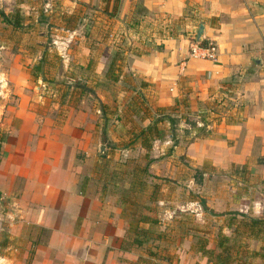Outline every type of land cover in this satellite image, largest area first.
<instances>
[{
    "label": "crops",
    "instance_id": "1",
    "mask_svg": "<svg viewBox=\"0 0 264 264\" xmlns=\"http://www.w3.org/2000/svg\"><path fill=\"white\" fill-rule=\"evenodd\" d=\"M69 1L130 23L121 36L129 41V61L117 63V80L106 81L115 90L98 91L104 107L113 106L105 127L88 98L57 115L28 110L23 100L13 109L0 154V264L137 261L136 250L122 249L129 224L121 196L98 170L105 158L146 152L134 120L140 130L167 122L152 152L167 155L171 170L188 163L202 170L246 167L264 178V0ZM137 5L145 12L135 15ZM179 22L187 31L161 36ZM202 41L217 45L215 60L191 55ZM259 206L253 216L264 217V202Z\"/></svg>",
    "mask_w": 264,
    "mask_h": 264
},
{
    "label": "rangeland",
    "instance_id": "2",
    "mask_svg": "<svg viewBox=\"0 0 264 264\" xmlns=\"http://www.w3.org/2000/svg\"><path fill=\"white\" fill-rule=\"evenodd\" d=\"M0 10L8 14L20 11L23 23V28H15L0 15V138H7V120L14 108H20L21 100L28 110L57 115L88 98L89 103L101 109L100 125L111 124L113 106L105 108L97 96L98 91L115 90L113 84L106 82L112 81L107 77L108 63L114 58L118 60L114 78L121 73L117 63L125 65L129 61V56H125L129 41L121 36L129 30L130 23L112 19L98 6H84L69 0H0ZM105 62L103 74L97 73L96 69ZM126 75L133 78L129 73ZM17 85L24 87L22 93ZM161 122L160 136H163L168 126L165 120ZM130 126L134 130L138 126L137 130L141 131V125L135 120ZM152 151L153 147L149 153L150 159H155L152 163H148L143 152L123 159L105 158L98 170L102 178L108 179L113 191L124 193L134 181L132 169L148 165V174L143 175L147 184L145 191L136 194L143 206L139 207L138 215L147 213L158 217L160 224L153 229L167 233V239L160 244L167 254L174 256L171 264L182 261L205 264L208 258L196 248L206 242L209 249L219 252L221 232L231 238L228 241L230 264H264L263 258L250 256V250L264 248V239H246L242 229L235 237L232 230L235 225L229 227L231 221L236 223L242 219L236 214L238 211L247 210L243 213L255 217L254 209L264 202L263 173L246 167L225 171L208 166L203 168L205 174L189 163L171 170L168 156L153 158ZM152 195L165 201H148ZM144 205L154 211L150 212ZM147 247L135 249L137 259L145 256ZM162 263L168 264V261Z\"/></svg>",
    "mask_w": 264,
    "mask_h": 264
},
{
    "label": "trees",
    "instance_id": "3",
    "mask_svg": "<svg viewBox=\"0 0 264 264\" xmlns=\"http://www.w3.org/2000/svg\"><path fill=\"white\" fill-rule=\"evenodd\" d=\"M84 6L86 4L80 3ZM117 10V8H115ZM145 12V8L141 6H136L135 15H139ZM0 15L3 17V20L8 24H11L15 28H23L22 18L20 16V11H16L13 14H8L5 11L0 10ZM139 24V20L135 19L133 23H131V27H135ZM183 29V30H182ZM188 27L183 23H174L167 27L165 31H161V36H167V38H172L178 36L180 33L187 31ZM201 46H207L205 41L200 43ZM164 48V45H159L155 47V50H161ZM117 58H114L108 63L107 77L112 80H117L118 77L115 75L113 78L112 74L114 73V67L116 65ZM44 62V61H43ZM40 63V69L43 64ZM121 72L120 69H118ZM167 120L174 123V119L167 115ZM162 119H157L153 122L152 125L144 128L139 133V138L143 141V145L146 148L145 157L148 159V163H152L155 159H150V150L153 147V143L156 139L162 138L160 134H162L159 129V122ZM106 126V124H105ZM6 140V136L0 138V150L2 143ZM204 173L202 169H197ZM100 173V172H99ZM131 173L133 174L134 181L131 184V187L128 188L124 193L123 191H114L117 192L121 196V200L124 204V217L128 221V229L126 232L125 239L122 244V249L126 251H132L138 248H142L143 246L147 247L145 251V256H139L137 261L134 264H164L162 262H167L171 264L175 258L174 256L167 254V250L162 249L161 242L167 239V233L165 231H156L153 229L154 226L160 224V220L156 216L149 215L147 213H139L138 209L142 205L139 204V197L136 194H141L145 191V186H147L146 181L143 179V175L148 174V165L142 169L136 167L132 169ZM102 177V175H101ZM104 178V177H103ZM106 181V180H105ZM108 181V179H107ZM106 181V183H108ZM115 185V184H112ZM141 196V195H140ZM141 198V197H140ZM148 201L159 202L161 199L155 198L152 195ZM203 206H206L205 201H203ZM143 208V206H142ZM144 208L149 210L150 212L154 211V209L150 208L148 205H144ZM237 215L242 216V219H238L236 223H230L229 227L233 228V235L236 237L240 234V229L243 230V234L246 236V239L250 240H261L264 239V217H252L251 215H247L246 213L238 211ZM234 220V219H232ZM231 240L230 237L225 235L223 232L219 234V241L217 247L220 249L219 252L215 250L209 249L206 242L200 244L197 252L202 253L203 256L208 258V261L211 264H230L229 260L231 259L230 245H228V241ZM235 244L237 241L234 242ZM151 244V245H148ZM228 246H227V245ZM247 248V247H246ZM244 250V249H243ZM263 251V252H261ZM261 251L250 250V256L252 257H260L264 259V248ZM167 264V263H166ZM243 264V263H242ZM245 264V263H244ZM246 264H250L246 262Z\"/></svg>",
    "mask_w": 264,
    "mask_h": 264
},
{
    "label": "built area",
    "instance_id": "4",
    "mask_svg": "<svg viewBox=\"0 0 264 264\" xmlns=\"http://www.w3.org/2000/svg\"><path fill=\"white\" fill-rule=\"evenodd\" d=\"M191 55L215 60L217 58V45L210 42L204 47L200 43H195L191 47Z\"/></svg>",
    "mask_w": 264,
    "mask_h": 264
},
{
    "label": "water",
    "instance_id": "5",
    "mask_svg": "<svg viewBox=\"0 0 264 264\" xmlns=\"http://www.w3.org/2000/svg\"><path fill=\"white\" fill-rule=\"evenodd\" d=\"M203 31H204V25H201L199 32H198V37H197L198 41L202 40ZM102 151H104V149H102Z\"/></svg>",
    "mask_w": 264,
    "mask_h": 264
}]
</instances>
